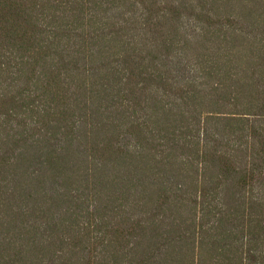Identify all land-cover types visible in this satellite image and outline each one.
I'll use <instances>...</instances> for the list:
<instances>
[{
    "label": "trees",
    "instance_id": "1",
    "mask_svg": "<svg viewBox=\"0 0 264 264\" xmlns=\"http://www.w3.org/2000/svg\"><path fill=\"white\" fill-rule=\"evenodd\" d=\"M0 264H264V0H0Z\"/></svg>",
    "mask_w": 264,
    "mask_h": 264
}]
</instances>
